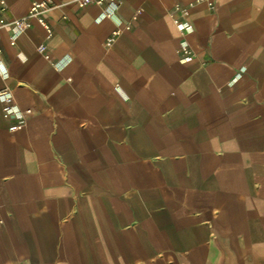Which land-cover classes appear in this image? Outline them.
<instances>
[{
	"label": "crops",
	"instance_id": "0c3cea01",
	"mask_svg": "<svg viewBox=\"0 0 264 264\" xmlns=\"http://www.w3.org/2000/svg\"><path fill=\"white\" fill-rule=\"evenodd\" d=\"M190 1L48 0L52 36L0 30L30 109L15 129L0 102V264L264 262V0L196 1L183 33Z\"/></svg>",
	"mask_w": 264,
	"mask_h": 264
},
{
	"label": "built area",
	"instance_id": "2783aa9c",
	"mask_svg": "<svg viewBox=\"0 0 264 264\" xmlns=\"http://www.w3.org/2000/svg\"><path fill=\"white\" fill-rule=\"evenodd\" d=\"M106 0H73V2L79 6L84 7L90 3L95 4H102ZM200 1V0H192L184 5V7L181 10V19L178 21L181 30L183 33H186L190 30V25L187 21V17L189 14V7L192 3ZM209 1V4L212 5V3ZM1 3H3V0H0ZM48 0H41V1H33L30 5L29 11L25 17H13L9 21L0 17V30L5 26H10L14 33L12 35L11 44L15 43L17 34L30 28L32 26V21L35 20L37 23L42 25L44 29L46 30L47 36H52L53 30L50 27V25L46 22L45 17L43 15V12L45 8L47 7ZM119 29H115L112 33V35L106 40V45H111L117 35L119 34ZM46 47L44 45H41L38 48V51L43 54V56L47 59L48 54L45 53ZM181 50L185 54H190V48L186 43H183L181 45ZM1 51V49H0ZM0 102H1V109L4 113L13 115L17 120V124L14 126L15 129H20L25 124V114H30V109L27 108L24 110V113H19L18 109L16 108V105L14 103V99L9 91L7 90H0ZM18 112V113H17Z\"/></svg>",
	"mask_w": 264,
	"mask_h": 264
},
{
	"label": "water",
	"instance_id": "95a60500",
	"mask_svg": "<svg viewBox=\"0 0 264 264\" xmlns=\"http://www.w3.org/2000/svg\"><path fill=\"white\" fill-rule=\"evenodd\" d=\"M225 264H264V262H255L251 258H245L242 261L236 259V256L232 252H228L227 261Z\"/></svg>",
	"mask_w": 264,
	"mask_h": 264
}]
</instances>
